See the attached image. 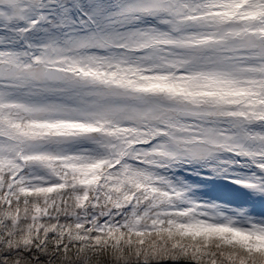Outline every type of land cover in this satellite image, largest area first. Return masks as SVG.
I'll use <instances>...</instances> for the list:
<instances>
[{
  "label": "snow or ice",
  "instance_id": "obj_1",
  "mask_svg": "<svg viewBox=\"0 0 264 264\" xmlns=\"http://www.w3.org/2000/svg\"><path fill=\"white\" fill-rule=\"evenodd\" d=\"M0 264H264V0H0Z\"/></svg>",
  "mask_w": 264,
  "mask_h": 264
}]
</instances>
